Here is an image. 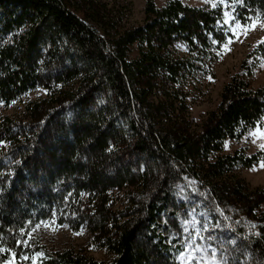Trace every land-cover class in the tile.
<instances>
[{
  "label": "trees",
  "instance_id": "trees-1",
  "mask_svg": "<svg viewBox=\"0 0 264 264\" xmlns=\"http://www.w3.org/2000/svg\"><path fill=\"white\" fill-rule=\"evenodd\" d=\"M232 1L239 19L264 17V0ZM101 3L0 0V103L47 89L21 116L0 117V264L11 253L13 264H181L190 210L206 216L227 264H264V187L235 174L264 151L223 153L264 116V85L250 80L264 40L190 131L171 117L174 94L211 73L229 35L221 9L146 0L142 23L105 36ZM53 215L86 227L110 258L43 249L22 260L25 232Z\"/></svg>",
  "mask_w": 264,
  "mask_h": 264
},
{
  "label": "rangeland",
  "instance_id": "rangeland-1",
  "mask_svg": "<svg viewBox=\"0 0 264 264\" xmlns=\"http://www.w3.org/2000/svg\"><path fill=\"white\" fill-rule=\"evenodd\" d=\"M146 0H101L100 15L95 23L96 28L110 36L142 23L144 18V4ZM156 5L162 6L167 0H154ZM189 5H209L221 9L220 24L229 32L226 42L222 45L218 59L213 63L210 74L198 73L187 77L182 83V93L176 96L171 117L181 127L190 131L200 128L202 120L208 111L214 109L219 102L222 86L230 77L238 72L241 61L247 52L256 44L264 40V17H252L241 20L236 13L235 2L232 0H181ZM91 13V12H90ZM81 16V14L79 13ZM104 15V16H101ZM231 41V43H229ZM252 87L264 85V57L256 67L250 78ZM47 96V89L37 87L26 93L20 99L9 105L0 103V117L21 116L24 105L32 100ZM255 133V135H250ZM264 116L260 124L248 131L239 140L226 139L223 153H231L235 149H244L251 154L264 151ZM5 147V145H3ZM264 155L251 167H239L235 174L245 179L250 187H264ZM112 204L114 208H122L123 191L113 190ZM264 210V203L262 205ZM201 211H191L188 219L183 221V229L179 233V242L182 249L178 259L181 264H213L212 249H216L215 260L223 264L222 255L216 247V233L207 222ZM202 214V215H201ZM213 237V239H208ZM211 245V247H209ZM199 251H195L196 248ZM25 249L22 260L35 263L42 255V250L72 249L97 260L110 258L108 252L98 247L92 240L91 233L86 227L74 229L69 223H62L57 215L41 220L31 226L26 232L23 241ZM39 251L28 254L29 250ZM11 253L3 264H13L16 261Z\"/></svg>",
  "mask_w": 264,
  "mask_h": 264
},
{
  "label": "snow or ice",
  "instance_id": "snow-or-ice-1",
  "mask_svg": "<svg viewBox=\"0 0 264 264\" xmlns=\"http://www.w3.org/2000/svg\"><path fill=\"white\" fill-rule=\"evenodd\" d=\"M229 43H231V41H229ZM250 135H255V133H250ZM262 147H264V145H262ZM264 166V165H262ZM208 239H213V237H209ZM209 247H211V245H209ZM200 249L197 247L195 249V251H199ZM215 257H216V249H212V260H213V264H220V262L216 261L215 260ZM223 260V258H222ZM223 264H227V261L226 260H223Z\"/></svg>",
  "mask_w": 264,
  "mask_h": 264
}]
</instances>
